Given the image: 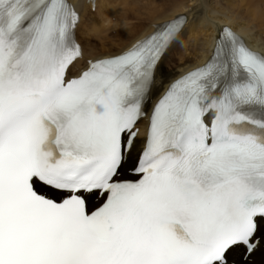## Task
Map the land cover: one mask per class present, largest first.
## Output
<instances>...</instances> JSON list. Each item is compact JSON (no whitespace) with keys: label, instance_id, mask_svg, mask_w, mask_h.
<instances>
[{"label":"snow or ice","instance_id":"6c2138e0","mask_svg":"<svg viewBox=\"0 0 264 264\" xmlns=\"http://www.w3.org/2000/svg\"><path fill=\"white\" fill-rule=\"evenodd\" d=\"M79 21L70 0H0V264H249L264 246V53L221 25L146 111L187 17L69 78Z\"/></svg>","mask_w":264,"mask_h":264},{"label":"bare ground","instance_id":"6f19581e","mask_svg":"<svg viewBox=\"0 0 264 264\" xmlns=\"http://www.w3.org/2000/svg\"><path fill=\"white\" fill-rule=\"evenodd\" d=\"M140 1L70 0L80 15L75 37L83 55L70 65L69 75L78 74L82 68L87 67L86 62L93 58L121 52L152 32L154 25L174 18L178 14L187 17V24L180 39L172 42L156 70L151 100L145 109L153 103L169 81L184 71L202 64L209 57L221 25L230 26L244 38L248 47L264 53V0H172L170 2L166 0L169 2L166 5L162 2L157 4L146 0L136 5ZM91 6L96 10L91 12ZM140 16L146 22L127 25L126 20L133 17L140 19ZM113 28L118 30V42L113 46H106L104 40L112 39L107 31ZM187 42L190 43L186 45ZM96 44L101 45V51L96 48ZM146 124L145 119H141L137 124L139 132L134 149L138 145L141 148L143 144ZM258 235L264 238V231L261 230ZM256 251L264 254V249ZM262 263L264 264V257Z\"/></svg>","mask_w":264,"mask_h":264},{"label":"rangeland","instance_id":"374dc122","mask_svg":"<svg viewBox=\"0 0 264 264\" xmlns=\"http://www.w3.org/2000/svg\"><path fill=\"white\" fill-rule=\"evenodd\" d=\"M141 1H143V2H146V0H141ZM138 2L136 5H138L139 3H142V2ZM148 1V0H147ZM169 2L170 1H172V0H168ZM168 1H166V0H156V1H152V0H149V2L150 3H157V4H160L161 2L164 4V5H166V4H169V2ZM91 12H93V11H95L96 10V8L94 7V6H91ZM141 17V16H140ZM133 19V20H132ZM142 19V17L140 18V19H138V17L137 18H130V19H128V20H126V22H127V25L128 24H132V25H135V24H137V25H139V24H143L144 22H146L145 20H141ZM141 20V21H140ZM135 23V24H134ZM117 32H118V30H117V28H113V29H111V30H109V31H107V33L112 37V39L111 40H109V39H105L104 40V43H105V45L106 46H109V45H114L115 43H117L118 42V34H117ZM115 38V39H114ZM114 39V40H113ZM108 42V43H107ZM112 43V44H111ZM190 42H187L186 43V45H188ZM100 46V47H99ZM105 47V46H104ZM96 48L97 49H99V51H101L102 49H101V45L100 44H96ZM187 53H188V51H187ZM173 60H175V58H173ZM139 149H140V147H139V145L137 146V148H135L134 150H133V157H135L136 156V154H137V152L139 151ZM262 231H264V229H262ZM261 249H264V246H262V247H260L259 248V250H261ZM260 252L261 251H255L251 256H252V258L250 257V261H249V264H263L262 263V258L264 257V254H260ZM235 255L238 257L239 256V251L238 252H235Z\"/></svg>","mask_w":264,"mask_h":264}]
</instances>
